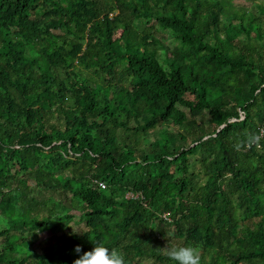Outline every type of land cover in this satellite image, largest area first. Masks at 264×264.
Returning <instances> with one entry per match:
<instances>
[{"label":"trees","instance_id":"obj_1","mask_svg":"<svg viewBox=\"0 0 264 264\" xmlns=\"http://www.w3.org/2000/svg\"><path fill=\"white\" fill-rule=\"evenodd\" d=\"M240 1L0 0V264H264Z\"/></svg>","mask_w":264,"mask_h":264},{"label":"rangeland","instance_id":"obj_2","mask_svg":"<svg viewBox=\"0 0 264 264\" xmlns=\"http://www.w3.org/2000/svg\"><path fill=\"white\" fill-rule=\"evenodd\" d=\"M240 2L244 3V5H246V6L249 4V0H241ZM71 212H73V211H71ZM75 213H76V212H75ZM72 225H73V227H74L76 230H81V229L84 227V224H83V223H80V224L72 223ZM45 234H46V235H48V234H52V232H50V231H46ZM171 240L173 241V239H171ZM168 241H170V240H168ZM173 242H174V241H173ZM169 247H170V243L167 242L165 249H167V248H169ZM19 249H20V250H23V247H20ZM170 249H171V247H170ZM170 249H169V250H170Z\"/></svg>","mask_w":264,"mask_h":264},{"label":"built area","instance_id":"obj_3","mask_svg":"<svg viewBox=\"0 0 264 264\" xmlns=\"http://www.w3.org/2000/svg\"><path fill=\"white\" fill-rule=\"evenodd\" d=\"M241 118H244V116L242 114H241ZM248 147H249V145H248ZM100 184L102 186H104V184L102 182ZM127 196L128 197H134V196H137V195H134L133 193L129 192ZM164 216L167 218V214L166 213L164 214Z\"/></svg>","mask_w":264,"mask_h":264}]
</instances>
